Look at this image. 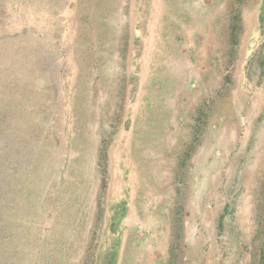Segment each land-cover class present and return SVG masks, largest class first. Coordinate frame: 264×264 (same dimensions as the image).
<instances>
[{
  "label": "rangeland",
  "instance_id": "obj_1",
  "mask_svg": "<svg viewBox=\"0 0 264 264\" xmlns=\"http://www.w3.org/2000/svg\"><path fill=\"white\" fill-rule=\"evenodd\" d=\"M149 5L0 0V264H128L173 231L165 220L197 215L171 208L170 153L139 136L140 101L156 89L145 63L162 52L151 48ZM200 5V56L217 60L203 67L222 72L204 87L264 110V0ZM248 121L246 141L264 140V116ZM256 147L237 144L244 160L229 165L242 199L198 214L200 243L222 251L218 264H264V159L253 162L256 180L245 160Z\"/></svg>",
  "mask_w": 264,
  "mask_h": 264
},
{
  "label": "crops",
  "instance_id": "obj_2",
  "mask_svg": "<svg viewBox=\"0 0 264 264\" xmlns=\"http://www.w3.org/2000/svg\"><path fill=\"white\" fill-rule=\"evenodd\" d=\"M149 13L150 19L154 14L155 25L151 22L148 32L159 34L151 48L162 52L155 51L145 63L150 71L154 70L150 74L156 89L144 97L146 100L140 96L139 112L145 113V125L140 127L146 130L139 136L154 140L160 149L166 148L170 153L166 176L171 208L192 210L191 214L197 215L188 216L187 212L185 220H165L173 231L156 234L150 248L133 250L128 264H218L222 251L212 245L206 249L200 243L204 236L197 228L204 220L198 214L205 207L232 208L238 198L242 199L229 170L231 161L244 160L241 153L234 151L237 144H256L245 160L252 161L247 170L250 177H258L257 164L253 162L264 159V152L258 149L264 140L257 142L253 138L256 135L251 134L252 140L246 141V130L248 119L258 122L263 118V106L259 110L238 106L234 90L220 84L214 83L212 89L204 87L205 80L221 81L222 72L218 75L214 69L206 71L203 67L216 64L217 60L200 56V18L206 17L200 0H150ZM206 19L211 28V11ZM211 47L214 46L207 48ZM208 164L210 169L205 170ZM219 167L222 168L217 170ZM160 222L157 220V224ZM176 226H181V231L179 228L176 232Z\"/></svg>",
  "mask_w": 264,
  "mask_h": 264
},
{
  "label": "bare ground",
  "instance_id": "obj_3",
  "mask_svg": "<svg viewBox=\"0 0 264 264\" xmlns=\"http://www.w3.org/2000/svg\"><path fill=\"white\" fill-rule=\"evenodd\" d=\"M82 170H83V169H82ZM85 171H86V169H85ZM85 171H84V172H85ZM85 177H86V176H85Z\"/></svg>",
  "mask_w": 264,
  "mask_h": 264
}]
</instances>
